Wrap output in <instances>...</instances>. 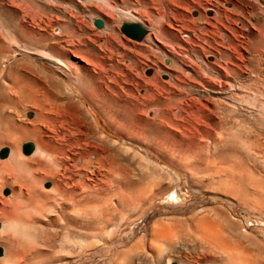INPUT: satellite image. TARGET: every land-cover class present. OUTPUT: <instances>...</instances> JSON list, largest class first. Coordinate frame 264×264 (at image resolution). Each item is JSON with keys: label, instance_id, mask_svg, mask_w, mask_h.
Listing matches in <instances>:
<instances>
[{"label": "rangeland", "instance_id": "rangeland-1", "mask_svg": "<svg viewBox=\"0 0 264 264\" xmlns=\"http://www.w3.org/2000/svg\"><path fill=\"white\" fill-rule=\"evenodd\" d=\"M263 29L264 0H0L25 157L0 158V264H264Z\"/></svg>", "mask_w": 264, "mask_h": 264}, {"label": "bare ground", "instance_id": "bare-ground-1", "mask_svg": "<svg viewBox=\"0 0 264 264\" xmlns=\"http://www.w3.org/2000/svg\"><path fill=\"white\" fill-rule=\"evenodd\" d=\"M257 24H258V23H257ZM263 30H264V29H263ZM259 80H260V79H259ZM74 82H75V81H74ZM258 85H259V84H258ZM45 92H46V91H45ZM261 92H262V91H261ZM262 94H263V93H262ZM1 98H2V97H1ZM8 98H9V97H8ZM10 100H11V99H9V101H10ZM11 102H12V101H11ZM255 102H256V101H255ZM262 102H264V100H262ZM252 103H253V102H252ZM12 104H13V103H12ZM256 104H257V103H256ZM263 104H264V103H263ZM1 105H2V104H1ZM4 105H5V103H4ZM260 105H261L260 107L263 106V105L261 104V102H260ZM73 108H74V107H73ZM256 108H257V107H256ZM4 109H5V107H4ZM22 109H23V108H22ZM262 109H263V111H264V106H263ZM263 111H262V112H263ZM0 112H1V111H0ZM263 113H264V112H263ZM3 114H4V113H3ZM3 114H2V115H3ZM33 114H34V113H33ZM38 114H40V113H38ZM258 114H259V112H258ZM260 114H262V113H260ZM3 116H4V115H3ZM1 117H2V116H1ZM84 117H87V116L84 115ZM262 117H263V116H262ZM9 118H10V117H9ZM30 118H31V117H30ZM259 118H261V116H259ZM1 119H2V118H1ZM86 119H87V118H86ZM261 119H262V118H261ZM3 120H4V118H3ZM5 120H6V117H5ZM5 120H4V121H5ZM8 120H9V119H8ZM11 120H12V119H11ZM262 120H264V119H262ZM12 121H13V120H12ZM31 121H32V120H31ZM31 121H30V122H31ZM5 122L7 123V121H5ZM10 122H11V121H10ZM31 123H32V122H31ZM27 125H28V124H27ZM30 126H31V125H30ZM14 130H15V129H14ZM260 131H261V130H260ZM16 132H17V131H16ZM31 132H32V131H31ZM261 132H262V131H261ZM19 133H20V132H19ZM28 133H29V132H28ZM249 133H251V132L249 131ZM13 134H14V133H13ZM13 134H12V135H13ZM15 135H16V134H15ZM250 135H251V134H250ZM256 135H257V134H256ZM8 136H9V135H8ZM22 136H23V135H22ZM102 137H103V136H101V139H102ZM250 137H251V136H250ZM254 137H255V138H254L255 140H259V138H257L258 136H257V137L254 136ZM14 138H15V137H14ZM252 138H253V137H252ZM252 138H251V139H252ZM256 138H257V139H256ZM11 139H12V138H11ZM15 139H16V138H15ZM15 139H13V141H12V140L10 141V142H11V146H9V148H10L11 151L15 152V153L18 155L17 157H18V159H19V157H20V151H19V146H20V145H19V144H20V143L16 141L17 139H16V140H15ZM260 139H261V137H260ZM8 140H10V139H8ZM252 140H253V139H252ZM4 141H5V140H4ZM246 141H247V140H246ZM248 141H249V139H248ZM263 141H264V140H262V142H263ZM243 142H244V141H243ZM254 142H255V141H254ZM254 142H253V143L251 142V143L253 144V147L256 145L255 143H257V142H255V143H254ZM3 143H4V142H3ZM244 143H246V142H244ZM34 144H35V143H34ZM254 144H255V145H254ZM243 145H244V144H243ZM250 145H251V144H250ZM260 145H263V144H260ZM247 146H249V144H248ZM247 146H246V147L244 146V147L247 148ZM250 147H251V146H250ZM250 147H248V148H250ZM253 147H251V148H253ZM256 147H259V146H256ZM262 147H264V145H263V146H260V148H262ZM260 148H257V150H258V149L260 150ZM255 149H256V148H255ZM263 149H264V148H263ZM263 149H262V150H263ZM250 151H251V150H250ZM247 152L250 153L249 150H248ZM259 152H260V151H259ZM261 152H262V151H261ZM252 153H253V156H255V155H254L255 152H251V154H252ZM246 154H247V153H246ZM258 154H259V153H258ZM261 155H262V154H261ZM15 156H16V155H15ZM248 156H250V155H248ZM248 156H247V157H248ZM255 157H256V156H255ZM261 157H262V156H261ZM22 158L24 159L25 157H22ZM22 158H20L19 160H23ZM248 158H249V157H248ZM248 158H247V159H248ZM256 158H257V157H256ZM16 159H17V158H16ZM18 159H17V160H18ZM249 159H250V158H249ZM259 159H260V156H259L258 160H259ZM250 160L252 161L253 158L250 159ZM262 160H264V159H262ZM262 160H260L259 162L261 163ZM256 161H257V160H256ZM259 162H256V163H259ZM30 163H32V162H30ZM35 163H36V162H35ZM38 163H40V162L38 161ZM86 163H87V162H86ZM250 163H252V162H250ZM252 164H253V163H252ZM254 164H255V163H254ZM261 164H262V163H261ZM81 165H82V164H81ZM249 165H250V164H249ZM262 165H264V164H262ZM37 166H38V164H37ZM251 166H253V165H251ZM256 166H257V165H256ZM39 168H40V167H38V169H39ZM254 169H255V168H254ZM252 170H253V168H252ZM252 172H253V171H252ZM252 174H253V173H252ZM254 174H255V172H254ZM251 177H252V176H251ZM254 177H255V176H254ZM263 177H264V176H263ZM38 179H39V178H38ZM255 179H257V178H255ZM258 179H261V178L258 177ZM11 182H12V181H11ZM257 182H258V180H257ZM12 185H13V184H12ZM254 185H256V183H255ZM258 186H259V185H258ZM99 190H100V189H99ZM119 190H120V189H119ZM102 191H103V190H102ZM41 193H42V192H41ZM20 195H21V194H20ZM40 195H41V194H40ZM104 195H105V194H104ZM123 200H124V199H123ZM123 200H122V201H123ZM137 200H138V199H137ZM136 202H137V201H136ZM46 203H47V202H46ZM124 203H125V202H124ZM128 203H130V202H128ZM260 205H261V204H260ZM33 213H34V212H33ZM43 213H44V212H43ZM34 214H35V213H34ZM29 215H30V214H29ZM26 217H27V216H26ZM95 219H96V218H95ZM103 219H104V218H103ZM94 221H95V220H94ZM98 221H99V220H98ZM101 221H103V220H101ZM103 223H106V222L103 221ZM103 223H102V224H103ZM107 223H108V222H107ZM204 223H205V222H204ZM208 223H209V222H208ZM99 224H100V223H99ZM200 224H202V223H200ZM207 225H208V224H207ZM198 228H200V227H198ZM198 228H197V229H198ZM211 228H212V227H211ZM100 229H101V228H100ZM156 229H158V228H156ZM200 229H201V228H200ZM205 229H206V227H205ZM164 230H165V229H163V231H164ZM168 230H169V229H168ZM168 230L166 229V231H168ZM156 231H157V230H156ZM159 232H161V231H159ZM162 233H166V232L164 231V232H162ZM211 233H212V232H211ZM151 234H152V233H151ZM159 234H160V233H159ZM168 234H170V237L172 236L171 231H168ZM213 234H214V233H213ZM216 234H217V233H216ZM216 234H215V235H216ZM154 235H157V234L154 233ZM160 235H161V234H160ZM163 235H164V234H163ZM219 235H220V234H219ZM158 236H159V235H158ZM167 236L169 237V235H167ZM200 236H201V235H200ZM209 236H210V235H209ZM159 237H160V236H159ZM164 237H165V235H164ZM168 237H166V238H168ZM197 237H198V235H197ZM201 237H202V236H201ZM171 238H174V237H171ZM171 238H168V239H171ZM209 238H210V237H209ZM209 238H208V239H209ZM161 239H163L162 236H161ZM219 239H220V238H219ZM166 240H167V239H166ZM201 240H202V239H201ZM204 240L206 241V238H205ZM212 240H214V238H213ZM215 240H216V239H215ZM153 241H154V240H153ZM172 241H173V240H172ZM182 241H183V240H182ZM156 242H157V241H156ZM169 242H170V241H169ZM217 242H218V241H216L215 243H217ZM157 243H158V242H157ZM197 243H198V242H197ZM206 243H207V242H206ZM210 243H211V242H210ZM223 243H225V241H224ZM150 244H153L152 241H151ZM154 244H155V242H154ZM154 244H153L152 246H154ZM159 244H160V242H159L158 244H155V245H159ZM169 244H170V243H169ZM171 244H173V243L171 242ZM227 244H228V243H227ZM209 245H210V244H209ZM211 245H212V244H211ZM211 245H210V246H211ZM222 245H223V244H222ZM142 246H143V245H142ZM144 246H145V245H144ZM150 246H151V245H150ZM152 246H151V247H152ZM161 246H162V245H161ZM164 246H165V244H164ZM205 246H208V245H205ZM158 247H159V246H158ZM166 247H167V246H166ZM213 247H215V245H213ZM216 247H217V244H216ZM154 248H156V247H154ZM209 248H210V247H209ZM227 248H228V247H227ZM229 248H230V247H229ZM229 248H228L227 251L225 250V248L222 249V250H225V253H229V252H230L229 254L233 255L234 258H235V257H238L237 254H236V256H235L234 253L232 252L233 250H234V252H235V249L231 248V249H232V251H231ZM157 249L159 250V248H157ZM204 249H205V248H204ZM166 250H167V249H166ZM213 250H214V249H213ZM213 250H212V252H213ZM217 250H218V249H217ZM229 250H230V251H229ZM155 251H156V250H155ZM168 251H169V250H168ZM160 252H162V249L160 250ZM223 252H224V251H223ZM158 253H159V252H158ZM214 253H215V251H214ZM159 254H160V253H159ZM159 254H158V256H161L163 253H161V255H159ZM239 254H240V253H239ZM156 255H157V254H156ZM217 255H218V254H217ZM231 255H230V257H229L228 254H226L227 259L230 258V260H228L229 262L232 261V259H231V258H232ZM239 256H240V255H239ZM216 257H217V256H216ZM241 257H242V259H243V258L245 257V255H242ZM10 259L13 260L12 258H9V263H10ZM127 259H128V257H127ZM158 259H160V257H158ZM206 259H207V258H206ZM210 259H211V258H210ZM235 259H236V258H235ZM239 259H240V258H239ZM247 259H248V258H247V256H246V259H245V260H247ZM233 260H234V259H233ZM236 260H237V259H236ZM247 261H248V260H247ZM167 262L169 263V261H167ZM210 262H211V261H210ZM229 262H228V263H229ZM233 262H235V261H233ZM243 262H244V259H243L242 261L240 260V264H241V263L243 264ZM162 263H163V262H162ZM168 263H167V264H168ZM231 263H232V262H230L229 264H231ZM235 263L238 264V263H239V260H237V262H235ZM10 264H12V263H10ZM164 264H165V263H164ZM207 264H208V262H207ZM232 264H233V263H232ZM246 264H247V262H246ZM249 264H250V263H249Z\"/></svg>", "mask_w": 264, "mask_h": 264}, {"label": "water", "instance_id": "water-1", "mask_svg": "<svg viewBox=\"0 0 264 264\" xmlns=\"http://www.w3.org/2000/svg\"><path fill=\"white\" fill-rule=\"evenodd\" d=\"M93 24L97 28H102L104 25V20L101 17H96L93 20ZM120 31L128 38L136 41H140L147 33V29L139 22L136 21H123L120 26ZM168 64V60H165ZM35 149V144L32 141H27L22 144V153L29 155ZM9 154V148L3 147L0 149V158H5ZM49 183L45 184V187H49ZM9 188L3 190V194H9ZM3 254V248L0 246V256Z\"/></svg>", "mask_w": 264, "mask_h": 264}]
</instances>
